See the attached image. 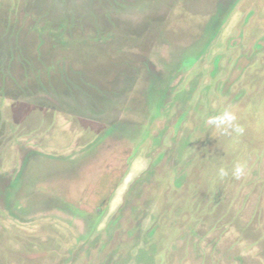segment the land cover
<instances>
[{
    "label": "rangeland",
    "instance_id": "obj_1",
    "mask_svg": "<svg viewBox=\"0 0 264 264\" xmlns=\"http://www.w3.org/2000/svg\"><path fill=\"white\" fill-rule=\"evenodd\" d=\"M0 264H264V0H0Z\"/></svg>",
    "mask_w": 264,
    "mask_h": 264
},
{
    "label": "clouds",
    "instance_id": "obj_2",
    "mask_svg": "<svg viewBox=\"0 0 264 264\" xmlns=\"http://www.w3.org/2000/svg\"><path fill=\"white\" fill-rule=\"evenodd\" d=\"M207 123L210 126H213L217 129H221V130L231 129L237 134L243 132L242 127H240L239 124L237 123L236 114L227 109L219 112L218 114L214 116L209 117L207 120ZM244 172H245V166L242 163H236L231 170L232 176L237 179L243 176ZM226 175H228V171L224 168H221L220 176L223 177Z\"/></svg>",
    "mask_w": 264,
    "mask_h": 264
}]
</instances>
